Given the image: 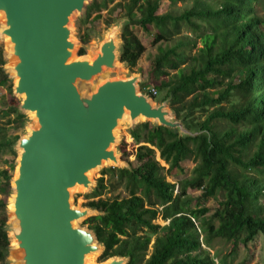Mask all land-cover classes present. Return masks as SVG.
<instances>
[{"label":"trees","instance_id":"obj_1","mask_svg":"<svg viewBox=\"0 0 264 264\" xmlns=\"http://www.w3.org/2000/svg\"><path fill=\"white\" fill-rule=\"evenodd\" d=\"M113 1H91L80 22L86 23L93 14L100 18ZM214 1L195 2L177 16L157 15L161 0H128L122 5L123 27L132 30L121 36L120 62L129 70L135 68L145 52L137 33L154 30L153 44L165 46L158 47L145 89L164 93L163 101L176 120L197 135L180 136L177 130L148 122L129 131L136 144L154 147L168 168L159 166L151 148L140 146L135 164L126 160L129 168L102 172L116 171L127 196L103 197V178L86 196L84 206L98 215L83 224L103 247L101 262L121 257L126 264H226L216 263L202 245L208 247L216 238L233 244L242 239L243 245L258 236L264 239V22L255 12L260 0ZM182 25L196 38L170 44ZM79 39L82 45L88 43L87 36ZM197 40L201 46L192 55L188 48ZM78 55H85L83 48ZM4 63L0 50V91L9 81ZM2 113L5 118L13 116L10 124L15 130L26 123L17 106H7ZM13 144L0 125V152L16 157ZM120 151L125 153L124 144ZM191 158L196 162L191 177L178 184L167 182L166 177L182 172L181 164ZM10 180L9 171L0 170L3 195L10 190ZM187 190L201 192L199 208H191ZM218 196L222 199L207 218L205 204ZM4 206L0 200V210ZM157 219L167 223L159 226ZM151 236L152 252L145 258ZM9 247L5 221L0 220V264L6 263Z\"/></svg>","mask_w":264,"mask_h":264},{"label":"water","instance_id":"obj_2","mask_svg":"<svg viewBox=\"0 0 264 264\" xmlns=\"http://www.w3.org/2000/svg\"><path fill=\"white\" fill-rule=\"evenodd\" d=\"M90 3L0 0V39L9 46L18 111L34 122L14 147L19 154L9 208L12 264H87L99 252L94 233L77 226L94 210L73 208L70 198L73 190L89 192L90 174L104 164L121 166L113 149L120 123L132 130L140 120L152 121L180 136L197 135L165 103L156 106L139 93L140 77H108L122 68L114 29L98 52L91 50V59L74 56L71 22ZM127 261L113 257L102 264Z\"/></svg>","mask_w":264,"mask_h":264},{"label":"rangeland","instance_id":"obj_3","mask_svg":"<svg viewBox=\"0 0 264 264\" xmlns=\"http://www.w3.org/2000/svg\"><path fill=\"white\" fill-rule=\"evenodd\" d=\"M93 1V0H91ZM128 0H114L113 3L108 5L107 9L103 10L100 13V18H97V14L91 15V17L88 19L86 23L80 22L81 19H83V16H75L71 22V29L73 30V42L76 43V49L74 56L78 58H88L91 59L90 53L91 50H95V52H98V48L100 44L106 39V36L109 32H111L112 29H114L116 33V39H117V45H118V56H119V48L122 43L121 36L122 34L128 35L129 32H131L132 27L127 26L123 27L125 23V19L121 18L122 16V5L126 3ZM206 2L208 4H215L214 0H176L175 2H170L168 0H161L159 9L157 11V15H162L164 13L170 12L173 15H180L183 11L190 9L194 6L195 2ZM255 12L256 15L264 22V0H260L258 3L255 4ZM113 20L111 25L107 26L106 21ZM180 33L179 35L173 37V42L171 41L170 44L175 43L178 40H182L185 37L188 38L190 41H193L196 37L195 34L186 26L182 25L180 26ZM155 31L150 29L149 32L145 31H139L137 33V36L139 40L141 41L142 45L145 48L144 54L141 56L140 60L137 63V66L133 68L132 70H129L127 66L124 63H120L121 65V71L117 72H109L108 77L111 79H130L133 76L140 77V81L137 83V88L139 93L145 94L149 97V95L145 92V87L149 86V73L152 67V62L155 56L158 53V47H164V42L153 44ZM87 36L88 43L86 45H82L80 43L81 37ZM6 40L0 39V50L2 51V57L4 60V65L2 66V69L4 70L5 74L8 76V83L2 85L1 91H0V125L5 127V129L8 132V140L10 142H14L13 151L16 154V157H12L11 155L7 153L0 152V170H8L11 175V180L14 178L16 169H17V159H18V152L14 149L15 145L17 144L18 140L27 134V127L28 126H34V122L31 118V116L26 115V123L24 126L18 130L13 129V126L10 124V121L12 120L13 116H10L8 118L3 117L4 110L7 108V106H17L19 109V106L21 104V98L14 93V86H15V80L12 76V74L9 71V60L7 58V44ZM199 40L196 41L195 47H192V45H189V50L191 51V54L193 55L198 48H200ZM83 48L85 51V55L79 56L78 52L79 50ZM183 67V66H182ZM181 67V68H182ZM144 88V89H143ZM164 93H158L153 100V103L156 106L162 105L163 103L166 104L167 109L171 110L169 107L168 102L163 101ZM224 106V104H222ZM197 119H203L198 113L195 114ZM174 119H176L174 115ZM144 123V120L138 121L135 126ZM148 123L154 124L152 121H148ZM156 125V124H155ZM131 129V126L128 122H122L119 124L117 131H116V138L117 142L113 146V149L115 150L119 163L121 164V168H129L128 163L129 162L134 163L135 154L140 146H146L148 148H151L154 151V159L156 162H158L159 166L166 170L168 168V165L165 164L164 161H162L159 158L158 151L147 144H136L132 138L129 135V131ZM124 144L125 147V153L122 154V151H120V148ZM183 171L178 172L174 171V173L171 176H167L166 180L167 182L171 184H178L179 181L184 179H189L192 175V170L196 166V162L194 159H189L181 164ZM120 167L110 164H104L101 168L94 171L92 174H90V179L92 182V188L89 192L84 190H73L71 192V198L70 203L73 208L85 210L88 209L84 205L88 201L86 196L90 194L93 189L95 188L97 184V180L100 178H103L104 180V186L106 187L105 192L103 194V197H125L127 196V192L124 189L123 182H120L117 178V172H107L104 175H102L103 171L109 170V169H120ZM163 175H165L163 173ZM11 180L9 182V192L7 195H3L0 193V200L4 202L5 206L3 209L0 210V220L5 221V230L7 233V236L9 238L10 247L12 246L11 242V234L13 233V224L11 221V216L9 212L10 207V201L12 197V190H11ZM191 198V208L197 207V201L200 198V191H192L187 190L186 193ZM221 197L218 196V199H212L209 202L205 204L206 207L209 208V211L206 213V217H210L215 209L217 208V203L221 201ZM202 205H200L201 207ZM199 208V207H197ZM97 212L93 211V214L91 216H95ZM88 219V218H87ZM86 219L82 220L77 224L78 227L82 229H88L86 224H83V222ZM155 224L159 226H164L167 222L162 221L161 219H157ZM198 224V223H197ZM215 226H217V223H215ZM204 237V234H200V240H202ZM242 239H240L237 243H232L229 241H226L225 239L216 238L211 240L209 243V246L202 245V248L206 251H208L210 257L214 259L216 263L221 261H226V264H264V239L261 236H258L253 242L243 245L241 242ZM154 242V236H151V242L148 246L147 254L145 258H148L149 255L152 252V244ZM103 252V248L101 247L99 252L94 254L93 256H90V260H88L87 264H102L104 262L100 261V256ZM13 262L10 260L9 253L8 257L6 258L5 264H12Z\"/></svg>","mask_w":264,"mask_h":264},{"label":"built area","instance_id":"obj_4","mask_svg":"<svg viewBox=\"0 0 264 264\" xmlns=\"http://www.w3.org/2000/svg\"><path fill=\"white\" fill-rule=\"evenodd\" d=\"M145 92L151 97H155L157 95V92L152 88L148 87L145 89Z\"/></svg>","mask_w":264,"mask_h":264},{"label":"bare ground","instance_id":"obj_5","mask_svg":"<svg viewBox=\"0 0 264 264\" xmlns=\"http://www.w3.org/2000/svg\"><path fill=\"white\" fill-rule=\"evenodd\" d=\"M1 17V16H0ZM1 23V22H0ZM6 42H7V40H6ZM7 44V46H8V43H6ZM8 49H9V46H8V48H7V55H8ZM7 58H8V56H7ZM11 66V63H9V67ZM15 176H16V174H15ZM15 176H14V178H15ZM12 203V200L10 201V204ZM9 208H11V206L9 207ZM13 243V242H12ZM88 260H90V257H87V262H88Z\"/></svg>","mask_w":264,"mask_h":264}]
</instances>
